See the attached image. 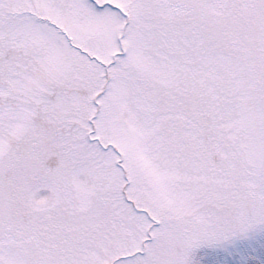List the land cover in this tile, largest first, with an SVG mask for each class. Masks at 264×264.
Segmentation results:
<instances>
[{
  "label": "snow or ice",
  "instance_id": "snow-or-ice-1",
  "mask_svg": "<svg viewBox=\"0 0 264 264\" xmlns=\"http://www.w3.org/2000/svg\"><path fill=\"white\" fill-rule=\"evenodd\" d=\"M0 264H264V0H0Z\"/></svg>",
  "mask_w": 264,
  "mask_h": 264
}]
</instances>
